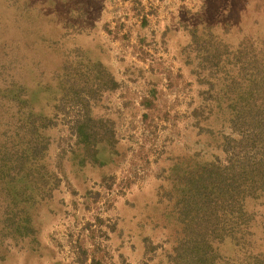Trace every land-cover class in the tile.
I'll return each mask as SVG.
<instances>
[{
	"label": "rangeland",
	"instance_id": "obj_1",
	"mask_svg": "<svg viewBox=\"0 0 264 264\" xmlns=\"http://www.w3.org/2000/svg\"><path fill=\"white\" fill-rule=\"evenodd\" d=\"M250 37L264 39V0H0V58L29 66V82L99 62L116 81L84 90L115 140L90 158L72 135L82 110H55V85L32 90L53 118L58 181L36 237L7 240L0 264H173L175 175L224 158L231 110L210 82Z\"/></svg>",
	"mask_w": 264,
	"mask_h": 264
},
{
	"label": "trees",
	"instance_id": "obj_2",
	"mask_svg": "<svg viewBox=\"0 0 264 264\" xmlns=\"http://www.w3.org/2000/svg\"><path fill=\"white\" fill-rule=\"evenodd\" d=\"M16 48L12 53L18 56ZM14 59L0 58V258L7 240L36 237L33 211L58 181L47 163L53 118L38 108L32 90L55 85V110L68 105L82 110L72 135L86 158L96 156L100 142L115 141L107 121L91 115L90 98L84 95L85 89L92 94L116 87L100 62L76 68L75 78L57 69L51 82L40 76L29 82L30 67ZM222 66L225 76L219 80L221 72L212 74L216 81L210 86L217 90L215 101L231 110L220 151L224 158L218 154L175 175L173 212L179 230L170 254L173 264H264V39H243ZM229 243L232 256L226 251Z\"/></svg>",
	"mask_w": 264,
	"mask_h": 264
}]
</instances>
